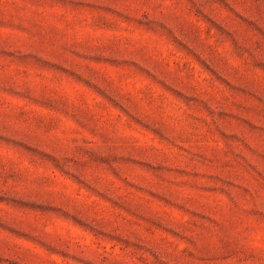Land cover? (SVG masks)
I'll return each instance as SVG.
<instances>
[{
    "label": "rangeland",
    "instance_id": "374dc122",
    "mask_svg": "<svg viewBox=\"0 0 264 264\" xmlns=\"http://www.w3.org/2000/svg\"><path fill=\"white\" fill-rule=\"evenodd\" d=\"M0 264H264V0H0Z\"/></svg>",
    "mask_w": 264,
    "mask_h": 264
}]
</instances>
